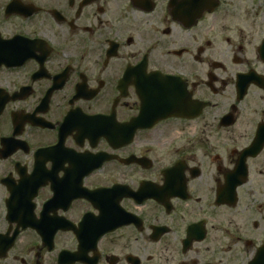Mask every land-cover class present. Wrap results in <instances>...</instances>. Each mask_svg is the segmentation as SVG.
<instances>
[{
    "label": "flooded vegetation",
    "instance_id": "flooded-vegetation-1",
    "mask_svg": "<svg viewBox=\"0 0 264 264\" xmlns=\"http://www.w3.org/2000/svg\"><path fill=\"white\" fill-rule=\"evenodd\" d=\"M0 264H264V0H0Z\"/></svg>",
    "mask_w": 264,
    "mask_h": 264
}]
</instances>
